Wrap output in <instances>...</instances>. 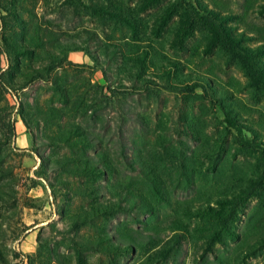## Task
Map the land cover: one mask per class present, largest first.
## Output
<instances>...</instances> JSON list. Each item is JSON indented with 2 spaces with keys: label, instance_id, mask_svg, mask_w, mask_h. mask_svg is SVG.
<instances>
[{
  "label": "rangeland",
  "instance_id": "374dc122",
  "mask_svg": "<svg viewBox=\"0 0 264 264\" xmlns=\"http://www.w3.org/2000/svg\"><path fill=\"white\" fill-rule=\"evenodd\" d=\"M0 5V264H264V0Z\"/></svg>",
  "mask_w": 264,
  "mask_h": 264
},
{
  "label": "trees",
  "instance_id": "16d2710c",
  "mask_svg": "<svg viewBox=\"0 0 264 264\" xmlns=\"http://www.w3.org/2000/svg\"><path fill=\"white\" fill-rule=\"evenodd\" d=\"M189 6H190V10L194 18L206 27L211 37L215 41V43L225 48L230 53L232 58L239 60V62L242 64V66L246 70V73H248V75L251 76L253 80H256L257 84H260L264 88V61L257 57L258 49L263 50L264 46L263 45L252 46V45L247 44L245 40H247L248 37H243L244 33L243 32L239 33L238 31H236V27H232V26L230 27L229 25H227L226 20H228V18L219 16L216 10L210 9L207 6L204 7L201 5H198L195 7L194 6L191 7V5ZM1 11H4L6 15H1L0 21H3L4 17L6 18L7 16L8 17L11 16L9 21L12 24L20 21L18 20L16 13L12 12L7 6L0 5V12ZM8 25L11 26L9 23ZM64 49H62L63 53H66L67 51L75 50V49H72L71 47H66V49L65 50ZM17 50H18V53H27L28 47L26 46L18 47ZM56 58L59 59V57L50 56V60H52L50 62L52 63L50 67H52L55 64L61 63L60 60H54ZM224 112L226 115L225 118H226L227 123L232 127L237 126V121L235 119L236 117L234 115H231L228 109H224ZM237 130L239 133L242 132L241 128H237ZM254 143H255L254 141L251 142L247 138L241 139L240 141V144L245 148H249V147L252 148L255 144H258V143H255V144ZM258 148H261V147H258ZM261 149L264 153V149L263 148ZM85 169L86 167L84 168V170ZM80 172H83V171H80ZM91 172H96V171L94 170ZM83 174H86V173H83ZM62 184L65 185V183H62ZM234 201L235 200L232 199V204L229 205L230 208L234 206ZM110 205L113 207V209L118 206V204L116 206V203H113V202L110 203ZM218 206L220 207V205ZM98 207H99V210L96 214H102L101 206H98ZM210 210H217V209L210 208ZM103 211H106V210L104 209ZM224 215H225L224 212L217 213V216L219 217V219H222V220L225 218ZM229 216H231V213L229 214ZM114 246H117V245H114Z\"/></svg>",
  "mask_w": 264,
  "mask_h": 264
}]
</instances>
